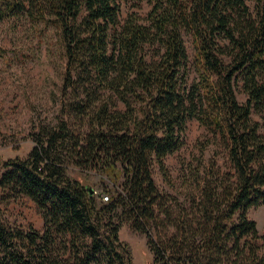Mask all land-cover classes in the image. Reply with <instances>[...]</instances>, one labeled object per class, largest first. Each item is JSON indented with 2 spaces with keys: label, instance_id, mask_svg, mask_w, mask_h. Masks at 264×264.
<instances>
[{
  "label": "trees",
  "instance_id": "1",
  "mask_svg": "<svg viewBox=\"0 0 264 264\" xmlns=\"http://www.w3.org/2000/svg\"><path fill=\"white\" fill-rule=\"evenodd\" d=\"M117 1H0V20L25 10L52 24L65 59L62 116L0 173V189L32 200L43 228L0 218V264H133L125 223L145 235L149 264H264V234L248 215L264 204V133L252 117L264 119V0H147L146 23L122 21ZM192 118L213 156L190 166L171 207L152 171L168 180L164 159ZM70 164L113 182L108 200L72 179Z\"/></svg>",
  "mask_w": 264,
  "mask_h": 264
},
{
  "label": "rangeland",
  "instance_id": "2",
  "mask_svg": "<svg viewBox=\"0 0 264 264\" xmlns=\"http://www.w3.org/2000/svg\"><path fill=\"white\" fill-rule=\"evenodd\" d=\"M117 3L122 21L129 13H136L141 22H147L150 9L147 0H118ZM25 6L29 8L27 2ZM54 30L52 24L36 20L25 10L0 20V47L9 55V58L0 56V173L4 171V160L16 156L25 157L33 147L32 137L42 127L53 126L63 114L65 99L61 95V85L65 59ZM184 41L188 54V82H191L196 77L192 64L194 48L189 35H184ZM148 51L152 52L150 49ZM237 98L240 103L246 99L240 84ZM118 106L123 108L121 103ZM252 117L260 122L261 132L264 133V119L254 113ZM73 125L76 123L73 122ZM182 138V146L164 159L168 180H165L156 165L152 171L159 191L170 196L167 205L171 207H174V199L181 197L182 177L190 166L196 165L200 158L204 165H208L213 156L211 145L202 150L207 131L196 119L187 121ZM215 160L222 170L227 168L223 152L220 151ZM67 173L72 179L90 188L98 200L101 193L109 194L106 190L113 186V182L100 174L96 167L81 169L70 164ZM248 215L256 221L259 234L263 235L264 204L251 208ZM0 218L6 224L22 229L33 227L41 231L43 228L41 215L32 200L23 195L12 196L2 189ZM173 230L168 225L160 231L171 234ZM153 237L157 239L156 233H153ZM119 238L127 243L133 264H149L152 261L145 235L132 230L129 223L122 225ZM260 243L264 245V238Z\"/></svg>",
  "mask_w": 264,
  "mask_h": 264
},
{
  "label": "built area",
  "instance_id": "3",
  "mask_svg": "<svg viewBox=\"0 0 264 264\" xmlns=\"http://www.w3.org/2000/svg\"><path fill=\"white\" fill-rule=\"evenodd\" d=\"M100 198H101L102 201H107L108 200V195L101 193L100 194Z\"/></svg>",
  "mask_w": 264,
  "mask_h": 264
},
{
  "label": "water",
  "instance_id": "4",
  "mask_svg": "<svg viewBox=\"0 0 264 264\" xmlns=\"http://www.w3.org/2000/svg\"><path fill=\"white\" fill-rule=\"evenodd\" d=\"M88 190H89V193L92 195L93 191L90 188H88Z\"/></svg>",
  "mask_w": 264,
  "mask_h": 264
}]
</instances>
